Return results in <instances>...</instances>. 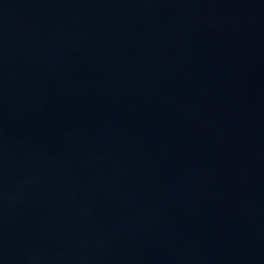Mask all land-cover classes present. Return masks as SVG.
I'll return each instance as SVG.
<instances>
[{
  "label": "water",
  "instance_id": "95a60500",
  "mask_svg": "<svg viewBox=\"0 0 264 264\" xmlns=\"http://www.w3.org/2000/svg\"><path fill=\"white\" fill-rule=\"evenodd\" d=\"M0 264H264V0H0Z\"/></svg>",
  "mask_w": 264,
  "mask_h": 264
}]
</instances>
